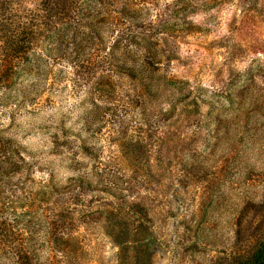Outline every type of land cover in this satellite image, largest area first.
Masks as SVG:
<instances>
[{
  "label": "rangeland",
  "instance_id": "obj_1",
  "mask_svg": "<svg viewBox=\"0 0 264 264\" xmlns=\"http://www.w3.org/2000/svg\"><path fill=\"white\" fill-rule=\"evenodd\" d=\"M4 1L46 26L38 74L0 90V264L254 261L264 0H91L102 41L81 53V0Z\"/></svg>",
  "mask_w": 264,
  "mask_h": 264
},
{
  "label": "trees",
  "instance_id": "obj_2",
  "mask_svg": "<svg viewBox=\"0 0 264 264\" xmlns=\"http://www.w3.org/2000/svg\"><path fill=\"white\" fill-rule=\"evenodd\" d=\"M99 1L101 4L104 3L103 5L106 6L113 3V0H108L106 2H104L105 0ZM48 9L50 10L49 4H47L46 1L43 2V21L48 17V15H45ZM80 10L81 20H78L79 25L83 28H87V32L86 34L79 35L77 34L80 33L78 30L79 27H73V32L70 29L72 36L69 33V37L73 41L75 45L74 48L77 53L84 51L85 37H97L98 39H101L100 41H102V37L100 35L102 29L101 23H103L106 18L104 16V19H98L102 10H99L96 15H93L95 8L93 9L91 0H81ZM113 13L119 14L123 19L126 17L133 18V16L138 14L137 11L131 9L126 2L121 6H116ZM28 19L29 24L25 23V20L17 15L7 1L0 0V90H3L4 93L16 84L20 75L25 73L38 74V60H41L43 57L31 49L34 40L37 39L38 35H41L46 24H44V22L42 25L40 24L42 15L39 18V22H36V18L32 16ZM83 20H85V22H82ZM61 34L64 35L65 33L62 32ZM77 36H79V39H77ZM66 37L63 36L61 39L57 38V41H64ZM149 49V47L145 46V50L147 52ZM118 50V47L114 45L111 55L116 58ZM46 51L48 53V51H52V49L47 48ZM115 51L116 53L114 55ZM115 68L127 73L130 71V68H128L124 62L117 64ZM243 264H264V251H260L254 258V261L250 263L244 262Z\"/></svg>",
  "mask_w": 264,
  "mask_h": 264
}]
</instances>
